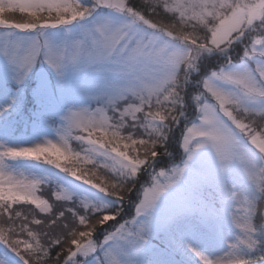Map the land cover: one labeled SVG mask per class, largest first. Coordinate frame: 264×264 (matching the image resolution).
<instances>
[{
  "label": "snow or ice",
  "instance_id": "snow-or-ice-1",
  "mask_svg": "<svg viewBox=\"0 0 264 264\" xmlns=\"http://www.w3.org/2000/svg\"><path fill=\"white\" fill-rule=\"evenodd\" d=\"M0 264H264V0H0Z\"/></svg>",
  "mask_w": 264,
  "mask_h": 264
},
{
  "label": "rangeland",
  "instance_id": "rangeland-1",
  "mask_svg": "<svg viewBox=\"0 0 264 264\" xmlns=\"http://www.w3.org/2000/svg\"><path fill=\"white\" fill-rule=\"evenodd\" d=\"M15 17H17V18H16L17 21H20V20L23 19V17H22L21 14H19V13L15 14Z\"/></svg>",
  "mask_w": 264,
  "mask_h": 264
},
{
  "label": "trees",
  "instance_id": "trees-1",
  "mask_svg": "<svg viewBox=\"0 0 264 264\" xmlns=\"http://www.w3.org/2000/svg\"><path fill=\"white\" fill-rule=\"evenodd\" d=\"M15 19L17 18V17H14Z\"/></svg>",
  "mask_w": 264,
  "mask_h": 264
}]
</instances>
